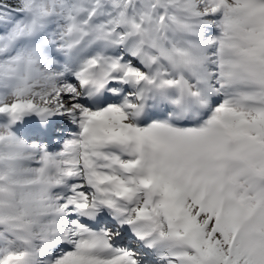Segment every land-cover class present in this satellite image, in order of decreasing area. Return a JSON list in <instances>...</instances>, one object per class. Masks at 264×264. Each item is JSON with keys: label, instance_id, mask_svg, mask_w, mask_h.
I'll return each mask as SVG.
<instances>
[{"label": "snow or ice", "instance_id": "obj_1", "mask_svg": "<svg viewBox=\"0 0 264 264\" xmlns=\"http://www.w3.org/2000/svg\"><path fill=\"white\" fill-rule=\"evenodd\" d=\"M0 264H264V0H0Z\"/></svg>", "mask_w": 264, "mask_h": 264}]
</instances>
